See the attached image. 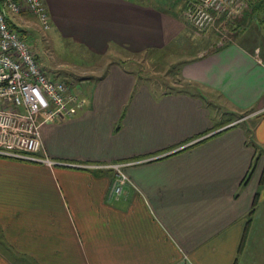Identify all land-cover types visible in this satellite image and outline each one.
I'll return each instance as SVG.
<instances>
[{
	"label": "crops",
	"instance_id": "1",
	"mask_svg": "<svg viewBox=\"0 0 264 264\" xmlns=\"http://www.w3.org/2000/svg\"><path fill=\"white\" fill-rule=\"evenodd\" d=\"M42 1L50 27L96 54L163 60L189 37V0L182 10ZM27 15L9 17L18 31ZM254 37L177 59L174 83L122 60L83 78L85 109L42 124L54 165L0 156V264H264V44ZM217 104L238 114L221 117ZM113 162L128 163L119 195L113 171L94 167Z\"/></svg>",
	"mask_w": 264,
	"mask_h": 264
},
{
	"label": "built area",
	"instance_id": "2",
	"mask_svg": "<svg viewBox=\"0 0 264 264\" xmlns=\"http://www.w3.org/2000/svg\"><path fill=\"white\" fill-rule=\"evenodd\" d=\"M246 2L189 0L184 15L193 28L203 32L240 14ZM22 12L36 18L43 29L50 27L42 0H0V156L52 166L56 162L46 155L42 124L76 116L85 109L86 101L67 82L48 78L32 46L11 25L9 17ZM127 164L94 166L113 171L111 191L115 195L129 181L123 172Z\"/></svg>",
	"mask_w": 264,
	"mask_h": 264
},
{
	"label": "rangeland",
	"instance_id": "3",
	"mask_svg": "<svg viewBox=\"0 0 264 264\" xmlns=\"http://www.w3.org/2000/svg\"><path fill=\"white\" fill-rule=\"evenodd\" d=\"M146 1L159 6H163L164 2L168 3V0ZM170 1L173 3L172 6L182 10L185 0ZM257 1L247 0L243 13L234 16L224 24L217 27L213 26L207 31L199 32L189 22L185 21L188 30L186 34L189 37L180 39L176 45H171L173 50L170 48L166 50V52L174 54L160 56L163 60L156 61L154 55L141 56L142 54H139L125 60L122 59L125 56L123 52L113 51L111 53L106 52V54H96L84 44L74 40V37L56 32L60 30L59 28L51 26L48 29H43L37 19L30 14L26 16L28 27L23 28L24 30L19 28V32L22 33L24 40L32 46L48 78L65 81L72 89L83 94L86 92L85 79L83 78L91 77V75L92 78H95L101 75L111 63L121 60L124 61L122 64L140 75H152L151 78L154 80L163 78L164 82L168 84L178 78V75L175 74L176 67L178 68L177 59L183 60L192 57L199 51L204 54L213 50L217 45L221 46L223 42L235 40L246 31H251L255 36L254 38L258 37L260 43L264 44L262 13L257 10H255L257 12H250L251 5ZM173 83L172 86L176 88ZM215 110L221 117L229 119L238 114L236 110H230V107L223 104H217Z\"/></svg>",
	"mask_w": 264,
	"mask_h": 264
},
{
	"label": "trees",
	"instance_id": "4",
	"mask_svg": "<svg viewBox=\"0 0 264 264\" xmlns=\"http://www.w3.org/2000/svg\"><path fill=\"white\" fill-rule=\"evenodd\" d=\"M251 6H252L250 8L251 13L257 12V11H260L262 13V16H263L262 21L264 23V0H258L256 3H253V5H251ZM255 10H257V11H255ZM11 25H12V27L16 28L12 23H11ZM217 47H219V46H217ZM217 47H215V48H217Z\"/></svg>",
	"mask_w": 264,
	"mask_h": 264
}]
</instances>
